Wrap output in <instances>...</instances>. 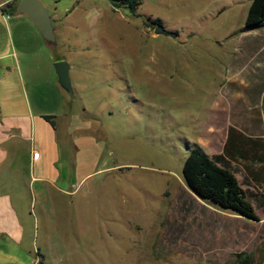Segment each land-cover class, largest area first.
<instances>
[{
  "label": "rangeland",
  "instance_id": "rangeland-1",
  "mask_svg": "<svg viewBox=\"0 0 264 264\" xmlns=\"http://www.w3.org/2000/svg\"><path fill=\"white\" fill-rule=\"evenodd\" d=\"M37 1L53 27L51 69L71 65L79 92H66L74 114L68 136L59 127V182L80 190L72 203L53 193L48 236L33 219L36 248L17 264H230L239 252L264 264V168L253 163L257 181L244 180L232 163L254 221L198 199L181 173L193 144L212 155L230 127L262 134L264 28H245L252 0H143L134 13L108 0ZM154 19L173 36L155 34ZM15 46L31 73L45 72V53Z\"/></svg>",
  "mask_w": 264,
  "mask_h": 264
},
{
  "label": "crops",
  "instance_id": "crops-1",
  "mask_svg": "<svg viewBox=\"0 0 264 264\" xmlns=\"http://www.w3.org/2000/svg\"><path fill=\"white\" fill-rule=\"evenodd\" d=\"M19 1L0 0V264H17L18 252L31 254L36 248L33 219L45 227L48 236L45 210L53 193L67 196L72 203L79 189L59 182L66 176L59 127L63 128V138L69 135L73 102L51 69L55 60L48 55V44L44 45L25 16L16 12ZM25 41L46 55L45 72L39 76L30 72L31 64L18 57L15 43L23 56ZM72 91L78 92L74 85ZM259 96H264V86ZM81 113L89 112L83 107ZM44 116H54L55 127ZM262 120V134L247 138H261L264 143L263 113ZM231 128L245 136L242 129ZM246 129L253 127L247 125ZM226 140L212 155L223 152Z\"/></svg>",
  "mask_w": 264,
  "mask_h": 264
},
{
  "label": "trees",
  "instance_id": "trees-1",
  "mask_svg": "<svg viewBox=\"0 0 264 264\" xmlns=\"http://www.w3.org/2000/svg\"><path fill=\"white\" fill-rule=\"evenodd\" d=\"M114 8H126L134 13L143 0H108ZM159 19L150 20L147 25L156 26ZM244 25L247 30L264 28V0H252L248 8ZM264 105V99L262 100ZM264 116V112H263ZM55 127L52 116H44ZM226 144L221 154L209 156L198 144H193L182 165V179L186 188L205 203L249 220H258L254 208L246 198L245 190L238 183L232 163L241 161L248 171L244 180L257 181L252 164L264 168V143L261 138H247L235 129L229 128ZM252 198L261 202L262 197L251 193ZM261 207V205H260ZM39 255V254H38ZM39 261L37 264H42ZM230 264H252V256L239 252Z\"/></svg>",
  "mask_w": 264,
  "mask_h": 264
},
{
  "label": "water",
  "instance_id": "water-1",
  "mask_svg": "<svg viewBox=\"0 0 264 264\" xmlns=\"http://www.w3.org/2000/svg\"><path fill=\"white\" fill-rule=\"evenodd\" d=\"M16 12L23 14L29 20L31 25L37 29L42 39L47 44L53 45L55 43L49 13L39 1L20 0L17 4ZM154 33L157 35L162 34L166 36H173L172 33L165 31L160 24L154 27ZM53 67L60 87L68 94L72 93L69 80V66L67 63L65 61H58L54 63Z\"/></svg>",
  "mask_w": 264,
  "mask_h": 264
},
{
  "label": "built area",
  "instance_id": "built-area-1",
  "mask_svg": "<svg viewBox=\"0 0 264 264\" xmlns=\"http://www.w3.org/2000/svg\"><path fill=\"white\" fill-rule=\"evenodd\" d=\"M32 157L33 159H37L38 155L36 153H33Z\"/></svg>",
  "mask_w": 264,
  "mask_h": 264
}]
</instances>
